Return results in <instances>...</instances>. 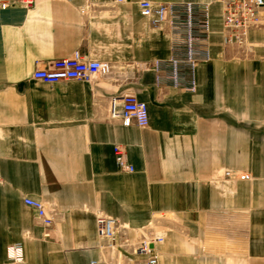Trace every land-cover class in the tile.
Masks as SVG:
<instances>
[{
  "label": "crops",
  "instance_id": "crops-1",
  "mask_svg": "<svg viewBox=\"0 0 264 264\" xmlns=\"http://www.w3.org/2000/svg\"><path fill=\"white\" fill-rule=\"evenodd\" d=\"M139 1L91 0L84 11L82 0H0V264H137L132 247L149 234L163 236L159 264H264V8L238 47L223 42L221 0H150L209 5V58L184 91L156 82L171 30ZM74 52L109 72L32 78ZM125 94L145 102L147 126L109 117ZM24 198L44 204L49 227ZM97 215L116 220L114 248Z\"/></svg>",
  "mask_w": 264,
  "mask_h": 264
},
{
  "label": "built area",
  "instance_id": "built-area-1",
  "mask_svg": "<svg viewBox=\"0 0 264 264\" xmlns=\"http://www.w3.org/2000/svg\"><path fill=\"white\" fill-rule=\"evenodd\" d=\"M83 10L91 5V0H82ZM123 2L126 0H115ZM223 42L238 47L248 44V31L260 19L264 0H221ZM139 13L142 16H155L158 22H165L171 30V54L167 59L155 60L152 68L156 73V82L184 91L196 88V67L209 58V5L206 3H155L140 0ZM4 6L3 4L1 5ZM110 65L99 60L85 59L79 52L58 58L36 68L32 78L44 83H56L67 80L91 81L96 76L109 72ZM109 117L117 119L123 126L144 127L148 124V110L145 102L133 94L112 97L109 104ZM115 160L121 170L131 172L133 166L127 161L119 145L113 146ZM230 170L224 171L230 176ZM240 179H249L248 173L237 174ZM24 203L36 210V216L45 227L52 223V217L40 201L24 198ZM95 224L98 236L104 246L114 248L116 242V220L104 215H97ZM45 235H48L46 232ZM163 241L161 234H149L134 244L132 251L140 256L137 264H159L155 245ZM9 259L21 261L20 245L8 248Z\"/></svg>",
  "mask_w": 264,
  "mask_h": 264
},
{
  "label": "rangeland",
  "instance_id": "rangeland-1",
  "mask_svg": "<svg viewBox=\"0 0 264 264\" xmlns=\"http://www.w3.org/2000/svg\"><path fill=\"white\" fill-rule=\"evenodd\" d=\"M13 261V260H12Z\"/></svg>",
  "mask_w": 264,
  "mask_h": 264
}]
</instances>
